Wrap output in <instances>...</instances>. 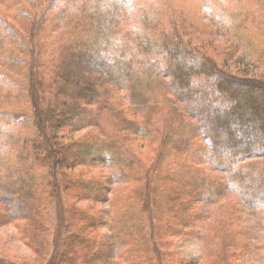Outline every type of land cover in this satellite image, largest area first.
Listing matches in <instances>:
<instances>
[{"label": "rangeland", "instance_id": "rangeland-1", "mask_svg": "<svg viewBox=\"0 0 264 264\" xmlns=\"http://www.w3.org/2000/svg\"><path fill=\"white\" fill-rule=\"evenodd\" d=\"M63 8L67 12L64 18L57 16ZM21 9L31 14L26 17L24 25L21 24L24 19L20 14ZM0 19L11 27L7 31L4 21H0V71L4 72L2 84L6 82L2 91H11L17 97L10 98L6 94L0 96L1 124H5L10 117H21V121L23 117L31 121L33 103L29 95L32 88L37 96L34 105L42 111L46 108L51 102L53 89H57L59 84L53 80L51 67L46 74L38 73L35 70L36 61L39 68L40 61L43 62L47 52L51 51L59 64L66 66V59L76 51L72 48L79 45L81 54L88 49L98 52L96 64L100 59L110 63V58L122 56L131 65L132 58L139 61L145 58L148 61L151 57L148 47L163 49V46L167 48L177 44V48L183 52L213 61L223 73L235 74L245 81L264 83V0H0ZM30 24H33V29ZM18 34L20 37L17 38ZM145 39L150 41L147 46L141 42ZM25 44L29 46L25 47ZM10 53L15 59H22L24 64L20 61L16 64L5 62L2 57ZM100 64L105 70L110 67ZM86 74L89 83L99 91L100 101L106 98L113 101L114 98L129 110V92L117 91L112 81L105 80V74L96 73V77L91 76V72ZM41 76L45 77L47 85L37 88L34 85L37 83L31 77L38 80ZM15 81L20 86L15 88L11 85ZM154 84L151 94L154 93L156 97L152 103L164 108L162 96L169 92L164 91L165 86L161 83ZM86 107L93 111L100 110L93 100ZM153 107L150 106L147 113H153ZM134 108L122 117L138 118ZM110 112L106 107L103 108L105 117L102 127L82 131L61 129L58 133L50 126L46 128V141L53 146L59 140L61 145L70 147L93 136L101 139L104 125L107 127L118 120ZM164 112V109L158 111L160 115ZM29 121L22 126L19 124L17 128L22 140L14 142L19 146L12 149L8 165L15 172L22 169L21 178L28 173L30 179H42L45 186L54 185L57 178L61 186L60 193L58 200L47 199V191L51 189L46 190L45 199L38 206L41 217L37 222L8 220L4 213L5 207L0 202V264H54L56 260L62 262L64 253H67L68 259L64 264H79L76 259L81 256L80 251L75 240H72L76 231L71 229V235L64 237L62 233L61 236L57 234L66 225L68 211L80 212L84 209L96 211L99 215L96 225L83 230L96 232L92 243L98 240L105 248L101 262L95 264H264V209L255 210L245 204L241 195L242 182L236 180L237 171L234 170L230 175L215 171V175L224 181V191L221 189L216 193L217 201L200 202L194 224L185 234L179 238L169 237V232L158 224L161 230L158 229L152 240L149 237L147 245L145 242L149 230L146 219L151 209L148 213L144 200L141 202L138 196L133 197L132 194L134 187H141V183L133 180H129V183L118 182L115 178L110 180L112 171L104 168H92L87 172L85 167L74 171L70 167V174L64 173L65 170L62 173L56 170L53 175L52 167L49 168L48 164L51 158L46 161V154L35 152L40 134L34 122ZM107 129L113 131L110 127ZM144 143L135 154L147 165L155 160L160 143L153 148L151 142ZM201 145L206 148V143L202 142ZM24 148L32 152H24ZM242 164L248 166V172L251 167L255 169L264 164V161ZM206 167L214 169L210 164ZM1 175H5L4 168ZM80 175L85 179L89 175L107 179H104V191L96 198L89 192L80 196L77 190L81 191V186L74 184V181H83ZM18 177L13 174L7 178L8 181L14 179L12 182L15 183ZM234 177L237 178L232 183L227 180ZM25 181L20 179L19 183H22L23 192L28 193ZM249 182L247 180L246 186ZM24 198V201H29V198ZM44 206H48L47 213L43 211ZM58 210L63 211V216L58 217ZM73 215L77 214L74 212ZM56 243L59 245L57 248ZM158 255L162 256V261L156 260Z\"/></svg>", "mask_w": 264, "mask_h": 264}, {"label": "trees", "instance_id": "trees-1", "mask_svg": "<svg viewBox=\"0 0 264 264\" xmlns=\"http://www.w3.org/2000/svg\"><path fill=\"white\" fill-rule=\"evenodd\" d=\"M66 13V9L63 8L57 16L64 18L67 17ZM20 14L24 16L21 22L24 25L26 17H30L31 14L24 9H21ZM0 21L4 20L0 19ZM4 23L5 29L10 31L11 27L7 22ZM30 25L33 29V24ZM18 36L20 37L19 34L16 35L17 38ZM145 40L141 42L147 46L150 41ZM27 46L29 44H25V47ZM177 47V44L167 48L163 46V49L148 47V53H151L148 61L143 58L140 61L144 62H140L132 58L131 65H128V59L122 56L110 58V63L100 59L96 64L98 52L88 49L81 54L79 50L82 49L79 45L72 48L76 51L66 59L65 66L63 63L59 64L51 51H48L45 59L42 57L43 62L40 61L39 68L36 61L35 70L40 74H46L45 72L51 67L53 80L59 84V87L53 89L51 102H48L43 111L35 106L37 96L33 91L34 88L29 95L33 103L31 121L40 134L39 141L37 140L35 144V152L46 154V161L51 158L48 164L49 168L52 167L53 175L56 170H60L61 173L65 170L64 173L70 174L68 172L70 167L71 170L73 167V171L85 167L87 172L92 168H104L112 171L110 180L115 178L114 180L118 182L129 183V180H133L141 183V187H134L132 194L133 197L138 196L137 199L141 202L142 199L144 200L148 213L151 209L146 219L149 230L145 242L147 245L149 237L152 240L161 230L159 225L167 230V233L169 232V237L179 238L194 224L200 202L212 203L215 199L217 201L216 193L221 189L224 191L225 188H223L224 181L215 175V171L218 170L225 175L237 171L238 179L234 177L227 180L232 183L234 179H240L241 195L245 204L255 210L260 211L261 207L264 209V164L256 166L255 169L251 167L248 172V166L242 164L247 161H264V83L245 81L235 74L223 73L213 61L199 59ZM12 55L10 53L9 56L2 58L7 63L16 64L20 61L24 64L22 59H15ZM100 63L110 67H106L107 70L102 69ZM88 72L94 77L96 73L105 74V80L112 81L117 91L129 92L128 98L131 103L129 110L114 98L113 101L109 98L100 101L99 91L89 83L86 74ZM3 74L4 72L0 71V96L6 94L10 98H17L11 91H2L6 84V82L2 84L1 81ZM31 80L37 83L33 82L32 87L33 84L37 88L39 85L43 87L47 85V80L43 76L38 77V80L31 77ZM154 83H161L165 86L164 91L169 92L163 93L162 96L164 108H159L160 104L157 102L155 104L158 105L152 103V99L156 97L154 93L151 94ZM11 85L15 88L20 86L16 81ZM46 89L49 90L48 87ZM91 100L100 110L93 111L86 107ZM133 106L139 117L131 116L132 118L129 119L126 115L122 117L126 112H131ZM150 106H154L153 113H147ZM104 107L111 111L113 116L115 114L118 120L107 127L104 125L103 138L93 136L85 141L73 143L70 147L61 145L59 140L54 142L53 146L47 143L46 128L50 126L58 133L61 129L82 131L102 127L105 117L102 113ZM161 109L165 110L164 115L158 113ZM20 119L21 117H10L5 124H1L0 120V202L5 207L4 213L8 216L6 217L8 220L37 222L41 217V209L38 206L45 199L46 190L51 189L50 192L47 191V199L58 200L61 186L57 178L54 180L55 186L52 184L45 186L42 179L38 181L30 179L28 173L21 178L22 169L15 172L8 165L12 149L19 146L14 142L22 140L17 128L20 127L19 124L22 126L29 121L23 117L22 121ZM109 127L113 129L112 132L107 129ZM144 142H151L152 148L160 143L155 160L147 165L135 154L138 147L145 144ZM202 142L206 143L207 150L201 145ZM23 151L32 152L29 148H24ZM207 164L214 169L207 168ZM3 168L6 175L4 177L1 175ZM81 173L83 174V171ZM13 174L19 176L15 183L12 182L14 179L8 181L7 178L8 175L12 177ZM85 177L83 181H74V184L81 186L79 188L81 191L77 190L78 194L83 196L84 193L89 192L93 198H96L104 191L105 178L99 179L90 175ZM20 179L22 181L26 179L27 184L24 185L27 186L28 193L23 192ZM247 180L250 182L246 186ZM30 193L31 197H29ZM24 197L29 198V201H24ZM43 211L47 213L48 206H44ZM58 212V217L63 216L62 210ZM74 212L77 215H73ZM67 213L66 225L64 224L62 232L59 231L57 236L61 233L63 237L67 234L69 236L70 230H75L72 240H75L81 255L76 262L100 263L105 248L98 240L92 243L91 239L96 232H83L86 227L94 226L99 222L98 213L85 209ZM262 217L264 218V214ZM81 234L83 236H79ZM122 238L125 239V236L123 235ZM58 246L56 243L55 248ZM66 254L62 256V262L56 260L54 264L66 263L68 261ZM158 256L156 260L162 261V256Z\"/></svg>", "mask_w": 264, "mask_h": 264}]
</instances>
